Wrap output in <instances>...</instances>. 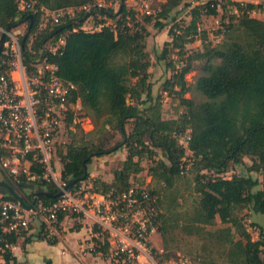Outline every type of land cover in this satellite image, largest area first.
Here are the masks:
<instances>
[{"label":"trees","instance_id":"obj_1","mask_svg":"<svg viewBox=\"0 0 264 264\" xmlns=\"http://www.w3.org/2000/svg\"><path fill=\"white\" fill-rule=\"evenodd\" d=\"M20 1H32L33 9L19 10ZM96 1L0 0L1 29L19 23L32 14L33 23L24 44L23 62L29 65L35 58L47 56L49 62L58 66L60 78L75 84L72 101L79 99L82 107L89 109L99 123L97 143L70 144L60 154L62 177L68 181L81 178L84 166L91 162L89 156L107 155L125 144L128 147L126 164L132 163L135 172L140 168L137 162H132L133 156L142 152L151 156L154 151L150 146L159 148L168 162H159L161 176L168 183L185 169L184 158L189 151L201 165L199 170L217 173L214 177L202 173L196 177L198 220L212 224L218 217L222 223L236 225L242 239L229 240L234 261L239 264H264L261 256L264 250L263 234L260 233L257 240H252L235 217V212L245 206L264 214V20L248 14L259 6L236 0H207L191 9V19L187 25L173 24L170 27V39L164 42L162 56L164 58L171 49H178L177 54L183 57L189 43L198 37L202 41L206 39L207 33L200 31L198 26L202 14L217 15L218 9L227 5L240 13L232 16L236 23H229L223 30H217L218 34L229 39L220 42L219 46H206L201 51L188 54L180 68H176L174 62L169 63L174 72L164 81L163 90L174 93L180 105L186 109L183 119L175 124L174 119L162 117L159 95L155 98L152 96L150 59L146 50L149 31L138 23L134 25L138 28H130L126 24L128 15L134 19L133 11L122 6L117 12L121 18L116 21L115 29L111 26H103L95 31L81 29L83 17L88 13L92 17L113 16L112 9L97 11L94 8L90 12L78 13L77 18L61 17L58 23L38 29L44 10L53 12L85 4L92 7ZM191 1L201 0H166L152 27L157 31L163 30L166 26L163 20L171 11L181 2L190 6ZM151 19L148 15L145 22H151ZM26 22L29 23L28 18ZM173 28L179 32H174ZM62 35L64 45L54 54L48 52L47 47ZM120 53L127 58L116 61L115 57ZM196 60H203L200 68L202 73L194 83L195 90L205 97L199 103L184 97L188 91L185 75L194 69L193 62ZM132 78L135 83L130 85L129 80ZM175 86L179 89L173 90ZM147 101H150L147 108H141L140 105ZM128 121H133L129 133L125 130ZM73 122L76 123L74 111L68 114L65 125ZM106 126L115 133L108 135ZM172 128L174 134L170 131ZM186 132L189 139L187 146H184L178 141L177 135L183 136ZM116 133L120 134L121 139L108 145ZM144 136L150 140V146L144 141ZM244 156L252 159L249 170L261 173L262 189L253 190L260 182L251 176H221L229 161L240 163ZM114 179L111 183L97 179L94 182L103 190L110 187L125 188L131 184L127 169L116 172ZM35 183H40L52 195L57 192L53 184ZM39 199L48 202L54 198L41 195ZM33 236L43 239L40 232L34 235L8 233L3 232L0 226V245H4V241L13 245L20 237L28 241ZM55 241L48 240L50 243ZM2 257L6 262L14 261L10 250H6Z\"/></svg>","mask_w":264,"mask_h":264},{"label":"built area","instance_id":"obj_2","mask_svg":"<svg viewBox=\"0 0 264 264\" xmlns=\"http://www.w3.org/2000/svg\"><path fill=\"white\" fill-rule=\"evenodd\" d=\"M33 5L32 1H20L18 9L32 10ZM103 7V1L97 0L92 7L79 6V13L92 8L102 11ZM144 13L151 15L148 5ZM49 14L58 23L61 17L73 18L74 9L44 10L42 17ZM90 18L93 17L89 13L85 15L82 25ZM82 25L80 28L87 31L110 26L102 20L95 29ZM173 31L179 32L176 28ZM23 34L11 29L0 53V173L6 178L0 182L2 231L29 234L36 229L43 239L57 240L61 220L69 216L76 225L88 228L87 251L108 264H191L180 253L160 262L156 238L162 227V212L158 196L150 188L131 183L125 188L103 190L89 177L69 186L72 180L62 177V166L55 154L57 136L68 114L82 105L79 99L72 101L75 84L61 79L58 66L49 62L47 56L37 57L29 65L23 62ZM64 42L62 35L47 47L48 52L54 54ZM182 137L181 143L187 146L188 133ZM37 181L53 184L60 194L48 202H42L37 192L29 194L30 199L19 195L26 199V205L36 198L29 209L11 198L3 184L15 191L25 182ZM11 246L7 241L0 245V258L6 250L11 251Z\"/></svg>","mask_w":264,"mask_h":264},{"label":"rangeland","instance_id":"obj_3","mask_svg":"<svg viewBox=\"0 0 264 264\" xmlns=\"http://www.w3.org/2000/svg\"><path fill=\"white\" fill-rule=\"evenodd\" d=\"M104 9H112V17H104L97 15L88 19L82 26L86 29L96 28V22L103 20L109 23L114 29L116 21L120 20L117 11L121 4V0H102ZM202 1V0H201ZM166 0H124L123 6L129 11L134 12V19L128 15L127 23L130 28H138L134 25L138 23L140 26L149 28L151 32L157 31L152 27L157 14L161 10V6ZM203 2H206L203 0ZM248 2V1H240ZM250 2L257 4L259 7L250 11L248 14L252 17L264 20V0H251ZM181 2L179 6L174 8L168 17L163 20L165 23L164 32H168L173 24L187 25L191 19V9L197 5V2L191 3L190 6L183 5ZM145 5L149 6L151 11V22H145L147 14L144 13ZM74 9V17L77 18L79 7ZM237 11L233 6H225L218 9V14L211 18L209 22L202 23L199 20L198 26L200 31L207 33L206 39L201 40L196 38L192 43L186 47V53L183 57L177 54L178 49H171L168 54L162 59L163 43L161 39L146 38V50L149 54V59L153 69L150 73L151 92L155 98L159 95V104L161 105V115L164 119H174L175 124L183 119V114L186 109L185 106L180 105L179 98L167 90H163L164 81L172 76L174 69L170 67L169 63L174 62L180 68L188 54H193L196 51L203 50L206 46H219L220 42L229 39L223 34H218L217 30H223L229 23H236L232 16H236ZM52 14L41 16L39 23L40 28H44L49 24H55L52 21ZM28 23L24 22L14 27L12 30L20 33H25ZM1 30V29H0ZM168 35V34H167ZM127 57L124 54H118L115 57L116 61H123ZM155 58V60H153ZM161 60H158L160 59ZM194 69L185 75V80L188 86V91L184 94L185 98H191L195 103L205 100V97L194 88L196 78L202 73L200 68L203 60H196L193 62ZM153 80V81H152ZM135 79L129 80V84H134ZM173 90H178L177 86ZM129 101V99H128ZM152 103V102H151ZM150 101L141 104V108H147ZM74 119L76 123L65 125L61 128L55 145L56 160H60V154L64 153L70 144H84L89 142L97 143L100 133L97 131L98 122L94 119L92 112L87 108H76L74 110ZM174 124V126H175ZM133 128V121H128L125 124L127 133L131 132ZM174 128V127H173ZM173 128L170 130L174 134ZM106 133L111 135L115 131L108 126L105 128ZM104 132V131H103ZM187 134V132H186ZM178 141L182 142L183 137L177 135ZM120 134L116 133L115 137L111 139L108 145H112L115 140H120ZM144 141L150 146V140L144 136ZM154 153L150 156L146 152L133 156L132 162H137L139 171L133 170L132 163L126 164L128 157V147L122 144L118 150L103 155L100 157H91V162L86 165V171L89 178L104 180H111L114 182V175L116 172L123 170L128 171V181L133 184L145 185L151 190H155L158 196L161 212H162V230H160L159 237L156 238L157 251L160 253V262L163 263L172 259L175 254H182L189 258L191 264H239L234 261V256L231 252L229 240L237 241L242 239L239 229L232 223H222L218 217L212 224H205L198 220L196 210L199 195L195 190V180L198 174H206L214 177L217 175L215 171L199 170L201 165L197 159L193 158L189 151L186 152L184 158L185 169L178 176L173 177L168 183H165L161 176V169L159 162L167 160L159 148L152 147ZM252 164V159L244 156L240 163H233L229 161L225 172L221 176L230 178L233 175L251 176L259 180V185L253 190L262 189V175L260 172L249 170ZM6 180L5 175L0 173V182ZM40 183L22 184V188L15 189L20 196H27L37 192V190H45ZM236 220L242 224L245 230L250 234L252 240H257L260 233L264 236V214L256 213L251 210L250 206H245L235 212ZM264 258V250L261 253Z\"/></svg>","mask_w":264,"mask_h":264},{"label":"crops","instance_id":"obj_4","mask_svg":"<svg viewBox=\"0 0 264 264\" xmlns=\"http://www.w3.org/2000/svg\"><path fill=\"white\" fill-rule=\"evenodd\" d=\"M207 1V0H204ZM248 1L251 0H236ZM204 3L195 1V3ZM215 15L202 14L200 21L202 23L209 22ZM150 39H161L164 42L169 41L168 32L154 31L148 28ZM187 47V46H186ZM163 59V56H161ZM158 59V60H161ZM155 60V58H153ZM150 60V69H153ZM149 81L150 76H149ZM153 81V80H152ZM106 183H111V180H104ZM42 190H37L40 192ZM36 229L29 234H36ZM88 237V228L86 226L76 225L74 220L69 216L63 217L60 224V230L57 240L50 243L45 239H39L35 236L28 241H24L23 237L17 239V242L11 246V253L14 256V261L11 264H108L100 256L94 255L87 251L86 240ZM5 260L0 258V264H4Z\"/></svg>","mask_w":264,"mask_h":264},{"label":"water","instance_id":"obj_5","mask_svg":"<svg viewBox=\"0 0 264 264\" xmlns=\"http://www.w3.org/2000/svg\"><path fill=\"white\" fill-rule=\"evenodd\" d=\"M123 3H124V0H121V4H120L119 9H118L117 12H119V11L122 9ZM27 18L29 19V23H28L27 29H26V31H25V33L23 34L22 39H21V46H22V47H24L25 41H26V39H27V37H28V35H29L30 29H31V26H32V23H33V17H32V14H29V15L27 16ZM27 18H25L24 20L20 21L19 23H15V24L10 25V26H8L7 28L3 29V31H2V33H1V35H0V53H1L2 50H3V45H4V42H5V38H6L7 33H8L11 29H13L14 27L18 26L19 24L26 22ZM91 157H92V156H89V158H91ZM86 174H87L86 166H84V174H83V176H82L81 178H78V179H74V180H72V181L69 183V186L72 185L73 183L77 182V181H80V180L84 179V178L86 177ZM3 184L7 187L9 193H10L14 198L18 199V200L20 201V203H21L26 209L31 208V206L35 203L36 198H34V201H33L30 205H26L25 202H24V200H23V198L20 197L19 195H17L16 192L11 188V186H9V185L6 184V183H3ZM59 194H60V192H58V193L52 195V194H50L49 192H46V191H40V192H37L36 196L46 195V196L56 197V196H58Z\"/></svg>","mask_w":264,"mask_h":264}]
</instances>
